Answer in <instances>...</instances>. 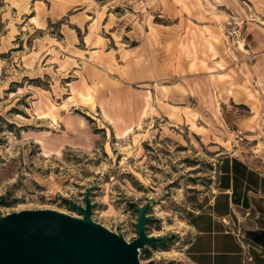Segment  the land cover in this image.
I'll return each instance as SVG.
<instances>
[{"label": "rangeland", "instance_id": "obj_1", "mask_svg": "<svg viewBox=\"0 0 264 264\" xmlns=\"http://www.w3.org/2000/svg\"><path fill=\"white\" fill-rule=\"evenodd\" d=\"M252 139L264 0H0L1 215H77L90 190L93 221L131 241L150 202L147 234L169 238L140 264H191L219 161Z\"/></svg>", "mask_w": 264, "mask_h": 264}, {"label": "water", "instance_id": "obj_2", "mask_svg": "<svg viewBox=\"0 0 264 264\" xmlns=\"http://www.w3.org/2000/svg\"><path fill=\"white\" fill-rule=\"evenodd\" d=\"M90 190L77 215L55 209L0 214V264H140V253L169 236L147 234L150 202L136 207V237L127 241L93 221Z\"/></svg>", "mask_w": 264, "mask_h": 264}, {"label": "crops", "instance_id": "obj_3", "mask_svg": "<svg viewBox=\"0 0 264 264\" xmlns=\"http://www.w3.org/2000/svg\"><path fill=\"white\" fill-rule=\"evenodd\" d=\"M249 143L226 150L219 161L208 210L191 225V264H264V143ZM235 231L250 243L251 262H245Z\"/></svg>", "mask_w": 264, "mask_h": 264}, {"label": "built area", "instance_id": "obj_4", "mask_svg": "<svg viewBox=\"0 0 264 264\" xmlns=\"http://www.w3.org/2000/svg\"><path fill=\"white\" fill-rule=\"evenodd\" d=\"M228 37H229V35H228ZM240 244H241V247H242V250H243V254L242 255L244 257L245 262H251V256L249 254L248 249L246 248V246L243 245V243L241 241H240Z\"/></svg>", "mask_w": 264, "mask_h": 264}, {"label": "trees", "instance_id": "obj_5", "mask_svg": "<svg viewBox=\"0 0 264 264\" xmlns=\"http://www.w3.org/2000/svg\"><path fill=\"white\" fill-rule=\"evenodd\" d=\"M146 250V249H145ZM145 250H143V252H145Z\"/></svg>", "mask_w": 264, "mask_h": 264}]
</instances>
